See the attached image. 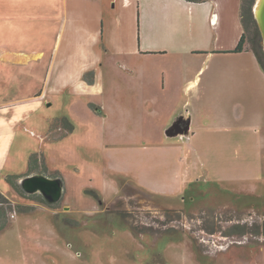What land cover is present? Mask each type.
I'll list each match as a JSON object with an SVG mask.
<instances>
[{"label":"crops","instance_id":"obj_1","mask_svg":"<svg viewBox=\"0 0 264 264\" xmlns=\"http://www.w3.org/2000/svg\"><path fill=\"white\" fill-rule=\"evenodd\" d=\"M241 1L0 0V176L13 173L9 164L17 160L28 171L32 153L51 168L41 151H12L8 136L22 129L39 147L67 136L68 145L99 138L113 147L118 154L113 159L108 152L105 165L120 177H106L104 186L116 196L122 180L160 198H182L194 181L251 180L245 156L256 148L240 141L259 125L229 127L226 96L212 93L214 79L199 75L201 63L220 72L226 65L230 83L262 96L264 112V73L255 55L232 52L243 34ZM90 71L93 82L87 83L83 76ZM11 82L16 95L3 97ZM246 102L244 113H252L250 97ZM53 105L54 113L43 110ZM62 117L71 132L51 130ZM99 121L107 125L98 132ZM233 131L240 139L228 142ZM210 133L221 135L214 157L212 144H204ZM257 141L264 148V136ZM82 148L91 155L90 145Z\"/></svg>","mask_w":264,"mask_h":264},{"label":"rangeland","instance_id":"obj_2","mask_svg":"<svg viewBox=\"0 0 264 264\" xmlns=\"http://www.w3.org/2000/svg\"><path fill=\"white\" fill-rule=\"evenodd\" d=\"M252 34L251 29L247 37ZM256 39L262 48L259 33ZM246 47L250 48V45L247 43ZM199 67H202L201 78L214 79L211 92L218 91L226 96L229 127L259 125L256 133L246 134L240 141L245 147L256 148V151L249 150L252 156H245V166L254 171L246 177L251 180L194 181L191 191L182 198L153 196L122 180L116 196L104 186L106 177H120L107 170L105 165L108 152L113 159L118 154L113 147H107L99 138H81L76 146L63 143L70 142L69 136L39 147L30 133L18 130L15 136L12 133L8 136L13 142L12 151L23 153L33 148V152H43L51 167L48 171L60 173L65 190L58 207L53 209L38 202L37 196L18 195L6 178L0 176V192L14 208L6 215L7 229L0 233V264H264V236L261 232L264 148L257 141L259 136H264V112L259 107L262 96H255V91L251 93L253 90L242 84L230 83L226 65L221 67V72L212 64L201 63ZM14 84L3 86V97L16 95L13 94ZM40 84L36 80L33 87L38 90ZM249 97L254 111L244 113L243 110L249 108L246 102ZM241 105L243 108H239ZM55 108L53 105L43 110L54 113ZM93 112L99 113L98 110ZM180 119L183 118L177 120ZM34 120H40V115L36 114ZM183 121L187 129L188 121ZM199 123L196 120L194 125L199 126ZM95 125L99 132L107 124L99 121ZM220 136L219 133L205 134L204 144H212V157ZM236 136L240 139L236 131L226 134L228 142L234 141ZM88 145L93 148L91 155L82 148ZM75 151L77 155H74ZM154 151L150 149L147 153ZM172 156L174 154L169 157ZM9 165L14 169L10 175L24 173L25 164L21 166L20 160ZM234 167L226 166L227 170ZM92 192L97 193L101 201L104 198L109 203L102 201L100 204ZM104 193L107 195L103 196ZM17 205L23 208V212L16 210ZM97 208L100 211H91Z\"/></svg>","mask_w":264,"mask_h":264},{"label":"trees","instance_id":"obj_3","mask_svg":"<svg viewBox=\"0 0 264 264\" xmlns=\"http://www.w3.org/2000/svg\"><path fill=\"white\" fill-rule=\"evenodd\" d=\"M255 0H242L241 5H240V21L243 27V34L235 47V49L232 52H242L246 49L250 50L256 57L262 71L264 72V53L262 51V48L259 44V41L257 42L256 40V35L258 36V33L260 35V32L258 30V27L256 25L254 15H253V5H254ZM253 30L254 34L250 36V38L247 37V33L249 30ZM261 38V36H260ZM250 45V48L245 47L246 44ZM93 75L94 73L92 71L84 74L83 79L87 83H92L93 82ZM96 110V109H95ZM56 128H62L66 133L71 132L73 130V125L68 121L67 118L62 117L55 119L52 124H51V130L56 129ZM33 174H41L44 176H47L49 178H56L61 181L63 184V180L61 178V175L59 172H54L52 174H48V170L45 164V161L43 159V156L39 153H32L29 156L28 160V171L27 174L20 176V175H7L6 176V181L9 183L11 188L20 196L26 197V195L30 196H37L39 198L38 202L43 203L47 205L50 208H57L58 207V202H49L47 201L41 194L35 193V194H27L23 188L20 185V180L23 177L30 176ZM94 197L96 199L100 200V197L98 196L97 193L92 192ZM102 201L100 202V204ZM14 209V208H13ZM12 205L10 201L0 192V233L4 232L7 227H8V222L6 220V215L8 212L13 211ZM22 207L20 205L16 206V210L21 213ZM24 213H27L24 211ZM262 235L264 236V219L262 222V228H261Z\"/></svg>","mask_w":264,"mask_h":264},{"label":"water","instance_id":"obj_4","mask_svg":"<svg viewBox=\"0 0 264 264\" xmlns=\"http://www.w3.org/2000/svg\"><path fill=\"white\" fill-rule=\"evenodd\" d=\"M195 1V0H192ZM256 0L253 5V15L262 39V49L264 53V1L260 8L261 23L255 13ZM20 185L27 194H41L49 202H58L63 194V184L59 179L49 178L41 174H33L23 177Z\"/></svg>","mask_w":264,"mask_h":264},{"label":"bare ground","instance_id":"obj_5","mask_svg":"<svg viewBox=\"0 0 264 264\" xmlns=\"http://www.w3.org/2000/svg\"><path fill=\"white\" fill-rule=\"evenodd\" d=\"M264 0H256V5H255V13H256V16L259 20V23H261V14H260V8H261V5H262V2Z\"/></svg>","mask_w":264,"mask_h":264},{"label":"built area","instance_id":"obj_6","mask_svg":"<svg viewBox=\"0 0 264 264\" xmlns=\"http://www.w3.org/2000/svg\"><path fill=\"white\" fill-rule=\"evenodd\" d=\"M68 246L70 247V245L68 244Z\"/></svg>","mask_w":264,"mask_h":264}]
</instances>
